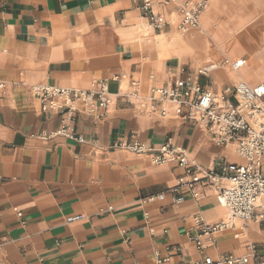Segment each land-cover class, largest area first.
<instances>
[{
    "label": "crops",
    "instance_id": "crops-1",
    "mask_svg": "<svg viewBox=\"0 0 264 264\" xmlns=\"http://www.w3.org/2000/svg\"><path fill=\"white\" fill-rule=\"evenodd\" d=\"M141 4L0 0V76L6 83L0 92V264H203L206 258L243 257L252 245L264 253V220L259 218L264 198L253 219L236 221L211 245L194 217L201 215L210 225L227 218L215 188L194 199L187 188L178 189L179 179H189L185 168L153 164L155 151L136 154L118 147L140 143L156 150L171 140L204 170L244 162L236 143L216 145L198 125L178 116L173 104L162 118L158 109L148 114L141 103L150 105L152 87L187 79L211 90L219 102L235 101L234 87L245 80L226 73L221 82L213 74L220 68L207 77L199 71L224 60L257 66L248 52L264 50V0L245 27L249 37L242 43V60L222 55L213 62L204 51L163 57L177 48L174 38L183 19L179 4L156 3L164 23L160 29L143 16ZM198 29L180 31L186 36ZM183 39L189 47L187 36ZM98 81L107 82L111 93L103 116L78 112L68 122L73 137L54 135L67 116L42 112L33 87L89 90ZM136 90L141 100L129 103L120 96ZM262 164L264 172V158ZM161 194L163 200L157 198ZM177 197L184 201L175 203ZM75 215L84 219L67 223ZM198 235L205 247L201 252L190 239Z\"/></svg>",
    "mask_w": 264,
    "mask_h": 264
},
{
    "label": "built area",
    "instance_id": "built-area-1",
    "mask_svg": "<svg viewBox=\"0 0 264 264\" xmlns=\"http://www.w3.org/2000/svg\"><path fill=\"white\" fill-rule=\"evenodd\" d=\"M157 2L178 3L183 19L180 29L184 33L200 27V15L206 7L207 0L198 3L181 0H142L139 7L143 16L154 28L160 29L164 23L156 11ZM244 62L236 63L224 60L222 64H210L201 69L200 75L209 76L220 66L240 69ZM124 77V76H123ZM133 86H137L133 83ZM6 87L0 76V92ZM33 91L41 102V111H57L67 116V122L54 135L73 137L68 122L74 120L76 114L85 111L100 119L111 102V93L105 81L95 82L91 89L75 87H60L51 85H36ZM235 101L227 97L219 102L214 93L203 85L187 79L177 81L170 87H152L147 95L149 106L141 103L142 109L149 113L159 110L162 118L168 116L167 105L173 104L176 113L182 119L192 121L207 132L218 146H228L236 143L243 163L222 162L215 169L204 170L193 161L185 150L179 149L167 140L158 149L148 148L140 143H121L118 145L136 154H152L155 165L168 163L178 164L185 168L189 179H179L178 189L185 187L194 199L202 196L203 190L213 187L219 204L227 209V218L216 224H208L201 215L194 217L195 227L201 235L209 237L211 245L216 244V236L225 230L232 229L236 221H247L255 217L256 209L264 198V85L252 87L245 82L234 87ZM124 100L132 103L141 100L138 90L120 94ZM176 191V190H174ZM163 200V194L157 197ZM153 199V198H150ZM183 197H177L174 202L180 204ZM264 220V210L259 215ZM83 215L67 218V223L78 222ZM200 235L190 239L196 242L197 250H204ZM201 264V263H197ZM203 264H264V253L260 254L257 246L249 247V253L243 257L233 255L221 257L213 262L206 258Z\"/></svg>",
    "mask_w": 264,
    "mask_h": 264
},
{
    "label": "rangeland",
    "instance_id": "rangeland-1",
    "mask_svg": "<svg viewBox=\"0 0 264 264\" xmlns=\"http://www.w3.org/2000/svg\"><path fill=\"white\" fill-rule=\"evenodd\" d=\"M215 1L216 6L215 9L212 11V15L215 17V23L213 25L212 31L210 32V35L208 36V40L211 42L212 45L210 48L211 50H213V53L210 56V60L212 62L216 61V58L222 55V50L226 51V53L229 55V58L231 59V52L236 48H238L240 52L236 60H242V57H240L244 52L242 43L246 42L249 37V30L245 29V27L251 21L252 17L255 15V12H258L257 10L260 8L261 0ZM212 2L213 0H208V5L210 4L211 7ZM209 8L207 7V9ZM206 10L204 12H206ZM177 30L180 31L178 27ZM262 50L263 49L261 48L257 49V47H252V49L248 52L251 58V62L257 64V66L254 68L249 67L251 73H253L254 70L260 65L261 60L257 54ZM248 63L249 62L246 61L244 64ZM213 74L219 77L221 82L224 81V79L226 78V76L220 72V69H218Z\"/></svg>",
    "mask_w": 264,
    "mask_h": 264
},
{
    "label": "bare ground",
    "instance_id": "bare-ground-1",
    "mask_svg": "<svg viewBox=\"0 0 264 264\" xmlns=\"http://www.w3.org/2000/svg\"><path fill=\"white\" fill-rule=\"evenodd\" d=\"M215 6H216L215 0H213L212 2V7L210 6V4L209 5L207 4V7L208 8L210 7V8L207 9L206 7L200 15V20H201V23H200L201 27H199L200 29L186 35L190 42L189 47L187 44H186L187 46L184 45L185 40L183 39V37H186V36L182 32L177 30L176 37L174 38L177 44V48H174L172 50L167 49L166 51L163 52L162 56L168 57V56L178 54L179 52H182L183 54H193L195 53V51H204L209 56H211L213 53V50H211L210 48L212 45H211V42L208 40V36L210 35V32L212 31L213 25L215 23V17L212 15V11L215 9ZM205 10L206 12H204ZM161 43L162 42L160 41L159 45H161ZM239 53L240 52L238 48L232 50L231 59L236 60L238 58ZM223 54L229 58V55L226 53V51L222 50V55ZM222 55L218 56L216 58V61L219 60ZM257 55L261 61H260L259 67H257L253 73L250 72L249 67L251 66L249 63L244 64L243 68L238 70L237 72L229 70L228 68L226 69L225 68L226 66H220V72L223 73V75L227 73L230 77H235L239 75L243 80H245V82L249 81L247 83L251 85L264 82V50L260 51Z\"/></svg>",
    "mask_w": 264,
    "mask_h": 264
}]
</instances>
